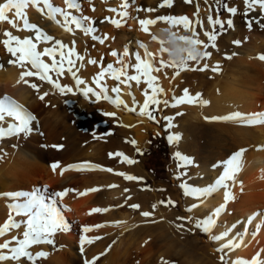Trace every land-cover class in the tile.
Here are the masks:
<instances>
[{"label": "rangeland", "instance_id": "374dc122", "mask_svg": "<svg viewBox=\"0 0 264 264\" xmlns=\"http://www.w3.org/2000/svg\"><path fill=\"white\" fill-rule=\"evenodd\" d=\"M88 1L78 0V3L80 4V10L67 9V6L65 5L64 0H51V3L54 6L65 8L67 11L71 12L72 15H75L78 18L81 16L89 17L90 18L89 24H87V22H84V23L94 28V32L91 33L90 35L86 36L82 30L76 29L75 25H69V27L72 28L71 32L65 31L63 27L53 23L51 19L47 18L48 17L47 9H44V14L42 15L40 12L36 10L35 7L31 6V7H27L26 9L22 10L26 13L29 23L37 24L40 29H42L48 35L52 36L53 40L45 41V42H43V40H40L41 42L37 41L35 40L34 30H25L26 32L24 30L22 31L17 30L16 28H13L11 25H9L7 22H0V40L3 41L4 39H6V37L3 36V32H4V29L5 30L8 29L7 31L12 32L13 35L20 37L21 39L32 38L33 42L37 44L38 51H43V49L47 47H53V48L58 49L59 46L55 44V41L57 40L62 41L65 45H67V48L62 49V51H64L65 54H67L68 49L73 46V44H70V43H73L71 41L76 40L75 41V51L79 53L81 56H83L84 60L79 61V60H76L75 56H72L71 59L75 60V66L73 67V71L75 70L76 75L79 76L84 81H86L84 86L83 85H80L81 87L79 86V89L83 90L82 87H84V89L87 87H91L94 89V91L100 92L101 89L100 87L97 86V84L93 83V78L96 77L97 74L102 69H106L107 65L109 64H112L114 68H120L121 65L120 63H118V61L121 59L125 63L132 65V60H131L132 58H130V56L129 58L122 56L124 51L121 48L115 51L118 53L117 56L109 55L111 53V49L108 47L107 42H104L103 44H101L99 40H93L92 36L95 35V36L103 37L107 35L108 39L109 37L113 38L115 35L114 33L115 31L117 32L121 30L122 28L128 27L127 23L124 25L125 27L123 26L122 28L121 26L117 27L116 25L112 24L111 15L109 12L111 8H116L117 12L128 10L129 12H131V14H133L132 15L133 19L135 20L136 18L135 20L136 25H139L137 20L144 18L143 16L146 17L145 15L146 11L144 10V8L146 9L145 7L146 5L144 4V0H127L128 7L126 9H122L120 8V5L124 2V0H100V1L91 0V4ZM199 1L201 3H198ZM199 1L197 2V0L196 1L192 0L193 3L187 4L185 3V0H183V2L182 0H173V3H172L173 9L172 7H167V9L166 7H164V9H162L163 7H159V5L160 3L163 2V0H156V2H158L157 3L158 5L157 4L155 5L156 10L151 12L152 16H150L151 13L149 16L150 18L152 17L153 19H156V17H159V16L181 17L184 15V16L189 17V19H191L192 21H195L197 17L194 16L193 14L197 11V4H198L199 9L201 10V11L199 10L200 11L199 13L203 12L201 14H204V15L199 14V17L200 15L203 18L206 17L204 18V21L202 20L203 18L201 17H200L201 19L199 20L202 21V23L203 22L205 23V25L203 24L204 25L203 27L207 29V24H209L207 16H209V14L207 13L206 15L205 13L206 10L205 8H203L206 6L205 3L201 0ZM225 3L228 4V0H221L220 4H217L216 0H214L211 3L210 7L213 9V11L211 10L212 15L214 14L213 19L219 18L221 21L226 22L229 19L232 20L234 17H239V18L242 17L243 9L245 7L244 8L241 7V10H238V13L235 16H232L224 9ZM201 4L202 5L204 4V5L202 6ZM93 8L95 9L94 11H93ZM157 9L159 10L157 11ZM179 9L183 12L181 13ZM85 10L86 11L88 10L86 12L87 14L84 13ZM247 10L248 9L245 8L244 12H246ZM106 11H108V13ZM187 11H190V13L189 12L187 13ZM163 12L165 13L167 12V13L165 14ZM7 15L9 16V18L15 19V16H13L14 10L7 13ZM104 17H107L110 19L105 20L106 18ZM222 17L224 20L222 19ZM56 18L61 21V24L63 23V17L57 14ZM16 23L21 28L23 27L22 20L17 19ZM135 23H134V26L137 27ZM155 24L158 25L159 28L161 26L162 27L164 26L165 27V29L163 27L164 30L168 29L166 27H169V24L163 21H157V23ZM134 26L132 27L134 28L133 30H130L131 28L130 29L125 28L127 42L132 41L130 45L131 52L134 50V47H135L133 40L137 44L142 43V40L143 41L147 40L146 38H144V35H142L141 32L137 31L138 29L135 28ZM193 26L195 27L197 33H199V38L202 35L204 36V32L206 30L203 29V27H201L198 24H194ZM176 28L178 31L174 30V28L173 30L171 28L170 31L174 33L179 32L180 35H190V32H186L184 30L182 24L180 26L178 25L177 27H175V29ZM209 28H208V31L213 30L212 25H210ZM215 28L217 31V38L220 36H224L229 30L227 23L224 24L223 29L220 28V25H216ZM162 34L165 36L166 39L168 38L167 32L162 30ZM145 36H147L148 40L152 39L149 31L148 33H145ZM202 37H201V40L205 38L203 41L205 43H208L207 37L205 36L204 38ZM69 38L71 39L73 38V39L69 41ZM108 39H106L105 41H107ZM225 39L226 38H224L220 42V45H223V46H221V48L219 47L218 48L219 50L215 49L216 47L213 48L211 46L207 48V51L211 53V56H213L214 58L215 56L216 58H219V60L216 61V64L214 61H213L214 64L211 61H208V62L209 63L211 62L210 64H213L212 65L213 67L215 65H218L219 70L213 71V67L209 65L206 59L200 60L198 62L189 61L190 67L192 69L202 67L204 64H208L209 67L203 71H200V70L181 71L180 72L181 78L182 77L183 78L180 79V83L178 82L179 85L177 83L175 97H179L183 95L184 89H188L189 93L191 92L190 94L193 96H195L196 93H200L201 88H203L204 86L208 88L213 78L214 79L216 78L215 74H217V76L220 75L219 78H223L224 75L227 72H229V68L233 66V63L236 62L234 61L235 58L240 55L243 56L242 51L245 49L244 46L247 45L246 43H248L247 41L248 39L244 40L246 38H242V40H240L241 38L238 37L237 35H235L231 40H227V39L225 40ZM237 39H239L238 41L241 42L238 45L233 43V41H237ZM97 45L100 48L98 47L97 49ZM242 45L244 46L242 47ZM12 46L15 47V42L14 43L12 42ZM170 46L172 47L173 45L169 43L168 44L169 49H171ZM0 48H1L0 49V65L3 66L2 68L13 66L15 70L17 71L19 70L18 73L20 77V73L24 71L25 69L19 66H16L14 64H9L8 61L11 58L12 59H15V58L12 57L11 54L6 51L3 43H0ZM93 50H95L96 52ZM17 55H19V53ZM44 58L43 60L45 61V63H48V62H49L48 64L52 63V60L50 57L44 56ZM56 59L57 60L60 59L59 51H57L56 53ZM89 59H96L98 63L95 65L89 64L88 63ZM64 65H63V68L65 69H64V74L61 75L62 77L57 76L55 71L50 72L49 75L52 74L51 75V77L53 76L52 79L59 80V83L60 84L62 83L61 85L64 84V85H68L69 87H72L73 92H66L65 94H61L51 84L44 82V81H40L38 78L34 76L32 78L25 77V79L28 80L29 83L38 84L39 92H37L36 90L28 86V84H25L23 81L19 82V86H21L20 91H22L23 95H25V98H27V99H24L25 101H23L22 107L26 109L30 114H32V116H34L35 119L32 120L30 123L29 132L21 133L18 136L6 137L3 140H0V145L4 147V150L0 148V154H1L0 158L2 159V154L3 156L7 154H11V153L15 154L18 148L24 149V145L27 142L28 143L32 142L33 144L35 143L34 145L36 147H38L37 151L39 152V154L43 153L44 155H48L53 158L49 160L50 162H48V164L59 162V166H58L59 169H65L67 168V165H84L86 162L91 165H100L103 169H113L112 172L99 170V169H95V170L68 169V171L66 170L65 172L67 175L70 176L69 178L70 182H66L65 184L61 185L62 187L57 186V183H53L52 185L49 183L47 185L46 183V185H43L41 180L35 179L37 180L36 181L37 186H38L37 190L41 191L42 197L44 198V202L50 205L51 203L52 205L54 204L56 208L58 209L59 213H64L66 210L70 212V207H69L70 202L69 201H71L72 196H78V194L85 193L86 190L93 189V188L97 189V191H87L86 194H84L85 196L92 194L91 196L92 199H91L90 204L96 200L97 205L95 204L94 207H97L99 205L98 208L108 209V211H104L101 213L96 212L95 214L97 217L102 218L103 221L106 220L107 222L108 220H110V222H107L105 224V226H107L108 228L103 225L104 227L102 226V229L112 228L113 230L114 228V231L109 230L110 231V232L108 231L109 233L107 231H102V230L101 232L100 230L96 231V234L98 235V237H100L98 241L97 239H94L97 236L96 234H95V237L93 236L91 237L89 235L90 231L86 233L83 231L84 229L83 225H80V223L78 224L79 219L72 218L71 220V218L66 215V219L70 223V225L68 226L65 224L67 226L66 227L67 230L72 232L74 235H76L77 238L80 240L82 236L83 238L87 237V238H84L85 245L87 244L86 242L89 240L93 242V243L88 242L89 244L86 246L83 245V252L85 253L80 251V254L84 256L88 255L87 258L86 256L84 257L79 254V251L76 248L77 247L76 246L75 250L73 249L70 252L71 263L69 264H85L86 260L87 261L89 260V262L91 261L90 264H98V263L103 264L104 262L106 264H110V263L111 264H162V258H163V261L167 262V264H221L220 257L224 256L223 252L217 251L218 247L213 245L208 234L205 231H203L202 227H197V223H194V221H192V218L190 216V211L188 209L189 201L186 200V197H185L187 195L185 193L186 191L188 192V188L184 189L181 187V185L185 184L188 186L187 176L192 174V171H193V165L190 162L191 160L194 161L195 164H197V166L200 164L199 166L202 165L204 167V165L209 164V166L212 167L214 171H216V173L218 172L219 175L221 174V172H219L220 170L219 167H222L224 165L223 163L229 160V155L235 154L238 151L239 144L235 142L236 138L233 134L231 133L227 135L221 134L214 127V124L217 123V124L228 125L229 123L230 124L229 126H234V127H238L240 126V124L235 125V122L231 120L230 122V121H221V120L219 121V120L206 119V117H209L210 114L209 115L205 114L207 112L204 110H199V112L197 111L196 115H197V118L198 117L200 118V119L198 118L199 120L197 118H193L194 119L193 120L192 118H190V116L193 114V111H196V110L194 109L192 110V108L190 107L187 108L188 106L185 107L186 105L184 106L183 104H182L183 107L181 104L175 107L164 105L160 113H157L154 106L150 105V109L152 110L153 115L156 117V119L150 120L146 116V121L143 122L142 120L137 118V116L139 115L137 111L131 112V111L126 110L125 108L124 109L121 108V106L117 107L109 100L105 101V99L103 98L97 100L96 96H94L92 93H89L87 96H85L83 94V91L77 90L75 80L73 79L72 75L70 76L71 73H69L68 71H65L69 67V65L67 64V59L64 61ZM30 67L31 66L29 65L28 68L30 69ZM77 67L80 69H78ZM129 68L131 69L132 67H129ZM168 68L169 67L164 68V70ZM131 70L128 69V71H130V75H133V72H132L133 70L132 71ZM224 70L226 72H224ZM223 72L225 74L222 77ZM208 77H210V79ZM112 80L114 81V79H112L111 76L110 75L108 76L107 74L106 76L103 77V79L100 80V84L106 86L108 90L107 94L109 96L111 95V93H109L110 92L109 84ZM161 80H159V82H162ZM65 81H66V84H65ZM143 83L144 82L141 81L140 84H137L135 81H132V84L135 90L138 89V91L142 90V86L144 84L147 85L146 83L144 84ZM205 84H207L208 86ZM0 85L3 86L4 83L1 82ZM44 92H47L48 95L45 96L43 100L39 99V95H42ZM132 105L134 104H131L130 108L134 107ZM100 106L104 108L102 107L100 108ZM112 106L114 107V109H112L114 111L111 112L110 109L112 108ZM107 113H115V115L114 116L107 115ZM127 113H129L131 116H133L137 120L135 119L136 120L135 122L133 121V123L124 125L120 118V115H125ZM178 113H180V115H178ZM201 113L203 114L201 115ZM204 115H207V116H204ZM184 116L186 118H184ZM165 117L173 118L171 120L172 127H168L169 121L165 120L164 119ZM186 119L187 120L189 119V120L187 121ZM145 124L153 125L155 126L154 127L155 129L146 127ZM246 125L247 124H245V126ZM135 126L139 127V130L142 131L141 133H143L142 137H144L142 145L138 148L136 144L132 143V141H135V136H134L135 134L133 132V128ZM242 126H244V123ZM252 127L253 125H250V124L246 126V128H252ZM189 128L190 130H188ZM170 135L178 136L179 139L170 142L168 139ZM17 138L20 142L17 140ZM230 141H234L235 143L231 144ZM231 145L233 146L235 145V146L232 147L231 150L229 149L227 151L226 148H228ZM54 146H56V148ZM6 151L7 152L9 151V152L6 153ZM110 153H113V154L123 153L124 156L128 157L132 161H135V163H128L124 161L122 156L113 155L112 157H110L109 156ZM177 153H179V156L177 155ZM224 160L225 162H223ZM202 163H204V165ZM116 173H126L128 175L140 177L142 179L127 180L124 178V176L117 175ZM109 180L111 182H109ZM110 185H116V187H109ZM65 189H70V191L67 192L65 197L60 198L54 195V193L64 191ZM125 189H127V191H125ZM109 194H111L112 196ZM84 195H81V197H84ZM95 197L97 198L99 197V198L95 199ZM5 200L8 201L7 199ZM169 200L173 201L174 204H167V203L161 204L160 203L161 201L167 202ZM6 201H1L0 203L6 202ZM132 204H137L140 207L138 209H133L130 207V205ZM91 205L93 206L94 203H92ZM153 205H156L155 209H153L152 207ZM5 206H0V210L1 211L3 210L2 213L0 211V215H1L0 223H4L8 219L10 212L12 213L10 207L6 206L9 212L8 214L7 209L5 210L4 208ZM103 206L104 207L107 206L108 208L107 207L104 208ZM1 208H4V209H1ZM144 211L151 212L152 214L148 217H144L141 215V213ZM117 212H120V213L122 212L124 215L126 213V215L128 216L127 219L130 220L131 222V225L128 228H126L124 231H119L120 229H117L120 226L119 223H116L117 225L114 223V222H117V220L118 222L120 220L118 219L120 217L118 215L119 213ZM114 213L115 214L117 213V214L115 215ZM90 214L91 213H89V215ZM104 214H105V217H104ZM106 214H111L113 216L112 217L110 216L109 218V217H106ZM114 215H115V218H113ZM179 217H184L185 219H178ZM19 218L24 219L23 216H19L17 220L18 222L21 221ZM23 225L21 223V227L24 230ZM179 225H183V227H178ZM96 228L101 229L100 227H96ZM19 232L17 231L13 234L11 232L6 233L4 236L7 237L8 239H5L4 236H1L0 242L2 240L3 241L11 240L8 237L10 235L12 237L17 235L18 237L20 236L19 238L22 239V236H21L22 233L20 235L18 234ZM2 237H4V239H2ZM53 239L54 241L56 240L55 237ZM57 242L60 244V247H61V243L57 240L52 245L45 244L47 247V253H49L50 256L51 254H53L52 256L54 257L56 254H58V248L60 247L57 244ZM116 245H117V249H119L118 250L119 254L113 259H111L109 254H111L112 247ZM12 246H15V242H13ZM38 246L39 245H36V246L32 245L29 248V251L35 254L36 252L40 251V249H38L39 248ZM84 246H85V249H84ZM33 247L35 248V250L37 249V251H35ZM31 249H33L34 252ZM60 249H59V252H60ZM52 250L53 251L55 250V251L53 252ZM102 253L103 255H101ZM250 255L248 256L247 262L248 264H254V262L256 261V257H257L256 250L254 249ZM52 256L51 258L49 256L48 258L47 257L38 258L36 259L35 264H48V263L55 264L56 261L52 258ZM92 257H98V259L93 261ZM52 260H54L55 262ZM251 260L252 261L255 260V261L252 262ZM110 261H113V262H110ZM8 263L17 264L16 261H11V260L0 262V264H8ZM19 264H33V262L27 260L26 258H21V261L19 262ZM56 264H59V263H56ZM60 264H63V263H60Z\"/></svg>", "mask_w": 264, "mask_h": 264}, {"label": "bare ground", "instance_id": "6f19581e", "mask_svg": "<svg viewBox=\"0 0 264 264\" xmlns=\"http://www.w3.org/2000/svg\"><path fill=\"white\" fill-rule=\"evenodd\" d=\"M198 1L199 0H197V2ZM201 1H203L205 3V0H201ZM213 1L214 0H207V3H205L206 6L203 7V8H205V10H206L205 11L206 15L208 13L209 15H211L214 18V14L212 15L213 9L210 7L211 3ZM4 2H5V0H0V3H4ZM158 2H156V0H144V4L146 5L145 6L146 9H149V8L155 9V5ZM182 2H183V0H182ZM198 3H201V2L199 1ZM189 4H191V3H189ZM228 5L229 6H236V7H238V10H241V7L242 8H244V7L246 8L243 0H228ZM194 6H195V4H194ZM28 7H31V5H29ZM165 7L167 9V6H165ZM156 8H157V6H156ZM245 8L243 9V15H242L241 18L234 17L232 19V22H233L234 26L233 27H229L228 32L224 36L218 37L216 39V41H215V44H216V48L215 49L219 50L218 48L219 47L221 48V46H223V45H220V42L224 38H226L227 40H231L235 35H237L238 37L241 38L240 40H242V38H246L244 40L248 39L247 40L248 43H246L247 45L246 46L242 45V47L243 46L245 47V49L242 51L243 56H241V55L237 56V57L235 56L236 58H235L234 61H236V62L233 63V66H231L229 68V72H227L226 74L224 73V72H226L224 70V72L222 73V77L225 74L223 78H219L220 75L217 76V74H215L216 78L215 79L213 78L212 81L210 80L211 81L210 85L209 86L207 85L209 83L205 84V85L208 86V88L210 87L209 89L207 87H205V86L203 88H201V92H200L202 94L201 95V99L208 101L209 102L208 104L183 103L184 106L186 105L185 107L188 106L187 108L190 107V108H192V110L193 109L196 110V111H193V114L190 116V118H192V119L193 118H197L196 114H197V111L199 112V110L206 111L207 113H205V114H208V115L210 114L212 117L227 116V115H230L232 113H242L246 117L252 118L251 114L264 113V60H260L258 58L260 55L264 54V9H262L261 6L258 5V4L253 5L252 8L248 9L246 12H244ZM162 9H164V7ZM172 9H173V7H172ZM28 10H30V9H28ZM144 10H145V8H144ZM158 10L159 9H157V11ZM189 10H191V9H189ZM87 11L85 10L84 13H86ZM126 11L128 12V16L126 18H122L118 14V13H120L122 11L114 13V12L109 10L112 20H122L121 28L127 23L128 27H125V26L124 27L126 29L127 28L128 29L131 28L130 30H133L134 28H132V27L134 26V23L136 22L135 21L136 18L134 20L133 17H132L133 14H131V12H129L128 10H126ZM14 12H15V10H14ZM81 12H83V11H81ZM89 12H88V14H89ZM106 12L108 13V11H106ZM151 12L150 11H146V14L144 12L146 17L145 16H143V17L146 18V19H151L152 18V17L150 18V16H152ZM182 12L183 11H181V13ZM188 12L190 13V11H187V13ZM84 13H82V14H84ZM150 13H151V15H150ZM163 13H165V12H163ZM169 13H170V11H169ZM178 13H180V12H178ZM201 13H203V12H201ZM201 13H199V14H201ZM161 14H162V12H161ZM201 15H204V14H201ZM201 15H200V17H201ZM200 17H199V19L203 18V17H201V18ZM104 18H107V17H104ZM144 18H142V19H144ZM204 18H206V17H204ZM204 18L202 19L203 21H204ZM222 19H223V17H222ZM105 20H107V19H105ZM249 22H251V25H252L251 28H249L247 26ZM87 24H89V22H87ZM112 24H114V23H112ZM203 24L205 25L204 22H203ZM135 25H136V23H135ZM136 26L137 27L134 26L135 28L138 29V30L137 29L136 30L141 32L142 35H144V38L147 39V40H144V41L142 40V43L147 46V49H148L149 52L154 54L156 66H159V61L161 59H163L164 61H168L170 59L169 53L167 54V51H164V52L160 51L162 46H163V48L169 49L168 48V44L169 43L167 42V39L165 38V36L162 34V30L164 31L165 27L163 26L164 27V29H163L162 26L159 28V26L156 25V24L149 25L148 29H149L151 37L155 36V37H157V39L153 40V38H152L151 40H148L147 36H145V32L141 30V26L140 25H136ZM209 26H210V24H207V29H205L204 27H203V29L208 31ZM10 28H12V27H10ZM125 28H122L121 30H119L117 32L115 31L114 32L115 33L114 37L113 38L109 37V39L107 38L108 40L105 41V42H107L108 47L111 49V53L113 51H116L119 48L123 49V51L125 50V48H127L128 52H129V55L125 56V57L129 58V56H130V58H132L131 60H132V65H133V64L136 63L134 54L138 52L143 57L144 49L141 48L139 46V44H137L133 40V43H134L135 47H134V50L132 52L130 51V45H131L132 41L131 42H127V40H126L127 36H126ZM166 28L169 29V27H166ZM172 30H173V28H172ZM174 30H177V28L176 29L174 28ZM4 31H5V29H4ZM204 31H202V32H204ZM202 36H200L199 39H201ZM204 36L202 38H204ZM72 39L69 38V41L72 40ZM87 39H88V37H87ZM56 40H57V38H56ZM238 40L239 39H237V41ZM161 41H165L163 43V45L161 44ZM43 42H45V41H43ZM71 42H73V41H71ZM93 42H95V41H93ZM70 44H73V43H70ZM83 46H84V44H83ZM98 47L99 46L97 45V49H98ZM172 47L170 46V48H172ZM93 51H95V50H93ZM99 51H100V49H99ZM97 52H98V50H97ZM91 53H92V51H91ZM111 53L109 55H111ZM97 57H98V55H97ZM218 60H219V58H216V56H215V58L213 56H211L210 58L206 59L207 62L208 61H211V62L214 61L215 64H216V61H218ZM214 62H213V64H214ZM210 63H209V65L212 66L213 64H210ZM84 65H86V64H84ZM225 65H226V63H225ZM27 67H29V65ZM78 69H80V68H78ZM131 69L133 70V68H131ZM131 69L129 68V70H131ZM65 71H67V70H65ZM174 71H175L174 68L169 67L168 69H165V70L163 69L162 72H160V73H153V75L159 77V80H161L163 78L161 80L162 82L158 81L159 86H161L164 89V93H162V94H160L158 96V99L161 100V103L159 105H152V106H154V108H155L157 113L161 112V109L164 106V104H163L164 100L168 101V105L169 106H172V104L174 103L173 97H175V94H176L177 83L178 82L180 83V79L183 78V77L181 78V74L178 75V76H175L173 78ZM18 72H19V70L18 71L15 70V68L13 66L6 67V68H0V83L1 82L4 83L3 86L0 85V103H3L4 105H7L10 102H15L16 104L22 106L23 101H25L24 99H27V98H25V95H23V92L20 91V89H21L20 87L21 86H19V83L17 82L19 80V78H20ZM74 72H75V70H74ZM128 72H129V75H130V71H128ZM132 72H133V74H135L134 70ZM94 73H96V72H94ZM54 75H56V74H54ZM70 76H71V74H70ZM52 78H53V76H52ZM208 78L210 79V77H208ZM121 79H123V77H121ZM200 80H201V78H200ZM142 82H143V78H142ZM91 83H92V81H91ZM108 83H109V81H108ZM130 83H131V87H128V86H126L124 84H119V82L116 81V80H114V81L112 80L110 82V84H109L110 85L109 86V88H110V92L109 93H111L110 96L113 99H115L116 96H117V93H113L111 91V89L113 87H116L117 85H119V88H120L119 98L122 99L128 105V107L130 108L131 104H133V96H134L135 100L138 103L136 105H132V106L137 108V113H138L139 112V106L142 105L144 100H145V96L143 94L144 90L147 89L148 92H149V95H150L151 89H148V86L143 83L144 85L143 84L142 85L144 87L142 86V90L138 91L137 88H136L137 90H135L132 82H130ZM179 83H178V85H179ZM185 83H186V81H185ZM191 83H192V81H191ZM201 83H202V81H201ZM65 84H66V81H65ZM82 85L84 86L85 84H82ZM134 85H135V83H134ZM82 88L84 89V87H82ZM129 93H131L132 95H129ZM183 105H182V107H183ZM108 106H110V105H108ZM101 107L102 106H100V108ZM102 108H104V107H102ZM121 108L124 109V106L121 105ZM112 109H114L113 106L110 109L111 112L114 111ZM192 110H190V111H192ZM119 114H121V113H119ZM202 114L203 113H201V115ZM210 115H209V117H211ZM204 116H207V115H204ZM120 118H121V120H122L124 125H128L130 123H133V121L135 122L137 120L136 118L131 116L129 113H127L125 115H120ZM137 118L142 120L143 122L146 121V116L138 115ZM184 118H186V117L184 116ZM231 121H234L235 125L236 124L237 125L240 124V126L234 127V126H229L230 125L229 123H228V125H226V124H217L216 123V124H214V127L223 135H227L229 133L233 134L235 136V138H236V141L235 140L234 141L239 144L238 151L240 149H246V151L243 153L242 157L240 158L241 168H240V170L238 172H236L235 179L234 180L225 181V183L229 185V190L234 194L235 199L228 201V203L226 205V208L224 209L223 212H221V214L219 216H213L212 215L214 210L219 205H221V204H223L225 202L224 201V191H225V189L223 187H221V186L216 185V181L219 179V176L221 174H223V172L225 171L226 162L228 160L226 162L224 160L223 161V162H225V163H223L224 165L222 164L223 166L219 167L220 170L219 169L218 170H219V172H221L220 175L218 174V172L216 173V171H214V169L212 167H210L209 164L208 165H204V163H202L204 165V167L202 165L199 166L200 164L197 166V164H195V162L191 160L190 162L193 165V171H192V174L187 176L188 177L187 178L188 194L185 197H186V200L189 201L188 202V204H189L188 205V209H191L190 210V216L192 218V221H194V223H200L201 227L203 228V225L209 219H213L215 221L214 224L209 225L210 231H208L206 233L208 234L209 237H211L213 235H218V236L221 237V239H219V240H212L211 238L210 239H211V242L213 243V245L218 247V249H221V248L224 249L222 252H223L226 260L230 264H231V261H235L237 259H241V260L247 262L248 256L252 253V251L254 249L257 252V257H256V261L255 260H253V261L251 260V261L252 262L255 261L254 264H264V124H259V123L258 124H251V125H253L252 128H246L248 123H246L242 119L236 118V119H233ZM12 122H13V118L12 117H6V123L4 124V126L6 127L8 123H12ZM201 122H203V121H201ZM243 123H244V126H242ZM204 124H203V126H204ZM245 124H247V125L245 126ZM201 126H202V124H201ZM146 127L155 129L154 128L155 126L149 125V124H147ZM184 128H186V127H184ZM204 128H205V126H204ZM188 130H190V128ZM212 131H213V129H212ZM133 132L135 134L134 135L135 136V142H136L135 144H136V146L138 148L143 143V139H144V137H142L143 133H141L142 131L139 130L138 126H135L133 128ZM28 137H29V135H28ZM17 140H18V138H17ZM234 141H230V143L233 144V143H235ZM34 144L32 142L31 143L27 142L24 145V149L23 148H18L16 150L15 154L11 153V154H7L5 156H3V154H2V159L0 158V193L23 192V193H29V194L36 193L37 195L42 196L41 191L37 190L38 189L37 188L38 186H37V183H36L37 180H35V179L41 180L43 185H46V183H47V185H48V183L51 184V185L53 183H57V186H60V187H62L61 185L65 184L66 182H70L69 181L70 176L67 175L65 171H63V174H61V170L62 169H59V167H57L56 170L53 171V169L51 167L52 164H48V162H50L49 160H51L53 158L48 156V155H44L43 153L39 154V152L37 151L38 147H36ZM234 146L231 145L228 148H226V150L227 151L229 149L231 150V148L234 147ZM0 148L4 150V147L1 146V145H0ZM51 149H53V148H51ZM8 152L6 151V153H8ZM40 152H41V150H40ZM53 153H54V151H53ZM233 155L234 154L229 155V160L232 158ZM62 167H63V165H62ZM217 175H219V176H217ZM83 182H85V181H83ZM109 182H111V181L109 180ZM210 188L213 189V191L207 192L206 190L210 189ZM111 194H109V195H111ZM78 196H80V197H78ZM78 196H72L71 201H69L70 202L69 203L70 212L68 210H66L65 211L66 213L65 212L64 213H60V216H61L64 224H66L67 226L70 225L69 221L66 219V215L69 216L71 218V220H72V218L79 219L78 224L80 223V225H83V227H85V226L92 227V226H95V225H104L105 226V224L107 222H110V220H108L106 222V220L103 221L102 218L97 217L96 214H95L96 212L92 213V211H91L92 209L99 207V205L97 207H94L95 204L97 205L96 200L94 202H92V203H94L93 206L91 205L92 203L90 204L91 199H92L91 198L92 194L91 195H87V196L84 195V197H81V195L78 194ZM96 198L97 197H95V199ZM5 199H7L8 201H6ZM26 199H28V197H23L22 196V197H19V198H13V197H5V196L0 195V202L1 201H6V202H3V203H0V206H5V205L9 206L11 204L24 203ZM103 202H104V200H103ZM105 204H107V203H105ZM51 205H52V203H51ZM193 205H195V207H193ZM6 206L4 207L5 210L7 209ZM108 206H109V204H108ZM105 207H107V206H105ZM4 208H1V209H4ZM111 208H112V206H111ZM2 211H1V213H2ZM7 212H8V209H7ZM89 213H91V214L89 215ZM117 213H119L118 215H119L120 218H118V219H120L119 222H121V223H119L120 226L118 225L119 228H117V229H120L119 231H124L126 228H128L131 225V222H130V220L127 219L128 216L126 215V213H125V215L122 212H121L122 214L120 212H117ZM8 214H9V212H8ZM11 215L13 216V218L16 221L18 220L19 216H17L14 212H12ZM115 215H114L113 218H115ZM5 216H7V215H5ZM110 216L112 217L113 215L106 214V217L110 218ZM0 217H1V215H0ZM104 217H105V214H104ZM23 218L24 219H20V218L19 219L21 221L26 219V217H23ZM99 219H101V220H99ZM106 219H108V218H106ZM117 222H118V220H117ZM3 224L4 223H0V225H3ZM108 224H110V223H108ZM22 225H23V223H22ZM105 227H107V226H105ZM95 228L96 227H92V230L89 232L90 233L89 235L91 237L92 236L95 237L96 231L100 230V232H101V230H102V231H107L108 232L109 230L110 231L112 230V228L107 229L108 227L107 228H103V229H102V227H100L101 229H99V228L95 229ZM17 231L18 232L20 231L18 234L21 235V233L23 232L22 227L20 229H11L9 232H11L13 234V233H15ZM112 231H114V228H113ZM137 235H139V234H137ZM10 236H8V237L11 239L12 236L11 237ZM4 237H2V239H4ZM54 237L56 238L57 241H59L61 243V247H60V244L57 242V244L59 245V247L61 249L58 248V254H56L57 256L56 255L54 256L56 258H54L52 256L53 254H51L52 258L56 261V263H59V264L60 263H63V264L71 263V254H70V252L73 249L75 250V247L77 246L76 248L78 249L79 254H80V251H81V240L78 239L76 235H74L72 232H70L68 230H66V231H57L55 233ZM96 237H98V235ZM84 238H87V237H84ZM5 239H8V238L5 237ZM5 241L6 240H4V241L2 240L0 243H2V242L4 243ZM97 241H98V239H97ZM120 242H121V240H120ZM86 243H87L86 245L89 244L88 241ZM83 245H85V244H83ZM129 245H130V243H129ZM85 246H84V249H85ZM140 246H142V245H140ZM38 247H39L38 249H40V251L47 252V247H46L45 244H39ZM99 248H101V247H99ZM59 249H60V252H59ZM31 250L33 251V249H31ZM34 250H35V248H34ZM111 250H112L111 254H109V252H108V254L110 255L111 259H113L114 257H116L119 254V251H118L119 249H117V245H116V246H113ZM35 251H37V249ZM92 252H94V251H92ZM83 253H85V252H83ZM80 255H82V254H80ZM48 256L51 258L49 253H48ZM48 256H47V258H48ZM82 256H84V255H82ZM85 256L87 258L88 255H85ZM92 256H94V255H92ZM92 259H93V257H92ZM54 260H52V261H54ZM106 261H108V260H106ZM110 262H113V261H110ZM90 263H91V261H90Z\"/></svg>", "mask_w": 264, "mask_h": 264}, {"label": "snow or ice", "instance_id": "6c2138e0", "mask_svg": "<svg viewBox=\"0 0 264 264\" xmlns=\"http://www.w3.org/2000/svg\"><path fill=\"white\" fill-rule=\"evenodd\" d=\"M186 3H192V0H185ZM246 9H250L253 4H258L261 6L262 9H264V0H243ZM65 5L67 6V9H76L80 10V4L78 3V0H64ZM89 3L91 4V0H89ZM173 3V0H163V2L159 5V7H171ZM205 3H207V0H205ZM217 4L221 3V0H216ZM29 5L36 8L38 12H40L42 15L44 14V9H47V16L49 19L53 21V23L60 25L65 29V31H72V28L69 27V25H75L76 29H80L83 31V33L87 36L94 32V28L91 26L86 25L84 22H89L90 18L87 16H81L77 17L75 15H72L71 12L67 11L65 8H61L59 6H54L51 3V0H5L4 3H0V22H7L9 25H11L13 28H16L17 30H34L35 31V40L40 41H52L53 37L45 33L42 29L39 28L37 24L29 23L28 18L26 16V13L22 11L23 9H26ZM43 5V7H41ZM128 7L127 0H124V2L120 5V8L126 9ZM224 9L232 16H235L238 13V7L236 6H229L227 3L224 4ZM15 10L14 16L15 19L9 18L7 15L8 12ZM95 9L93 8V11ZM112 12H117L116 8L110 9ZM145 11H155V9H145ZM57 14H59L61 17H63V23L61 24V21L56 18ZM119 16L122 18H126L128 16L127 11H122L118 13ZM197 17L195 21H192L187 16H181V17H173V16H159L156 17V19H140L138 20L139 25L141 26V30L145 33H148L149 25H153L157 23V21H163L165 23L169 24V29L164 30L168 33L167 42L173 45V48L166 49L161 47L160 51L164 52L167 51L169 53L170 59L168 61H164L161 59L159 61V66H156L154 54L149 52L147 49V46L143 43H139V46L144 49V55L143 57L140 55V53H135V61L136 63L133 65H129L125 63L122 59L118 61L120 63V68H114L112 64L107 65L106 69H102L96 77L93 78V83L97 84L98 87H100L101 91L96 92L93 88L87 87L83 90L79 89V86L82 84H85L86 82L81 79L79 76L76 75V72L73 71V67L75 66V60L71 59L72 56L76 57V60L83 61L84 57L81 56L79 53L75 51V41H73V46L68 49L67 54H65L62 49L67 48V45H65L62 41H55V44L59 46V48H53V47H47L44 48L43 51L37 50V44L33 42L32 38H24L21 39L20 37H17L12 34V32L5 30L3 32V36L6 37L3 41H0V43H3L5 46V49L8 53L11 54L12 57L15 59H10L8 61L9 64H14L16 66H19L23 69L20 73V78L17 81L18 83L23 81L25 84H28L31 88L39 92V85L36 83H29L28 80L25 79V77H36L40 81L47 82L51 84L55 89H57L61 94H65L66 92H73V88L69 87L68 85H61L59 83V80H53L52 77L49 75L50 72L55 71L57 76H61L64 74V61L67 59V64L69 67L67 68V71L71 73L73 79L75 80V84L77 87V90L83 91V94L87 96L89 93H92L94 96H96V99L99 100L101 98L105 100H109L112 102L115 106L119 107L121 105L124 106V108L131 112H136V107L129 108L128 105L119 98L120 88L119 85L116 87H113L111 91L113 93H117V96L115 99L110 97L107 94V88L104 85L100 84V80L103 79V77L107 74L110 75L112 79L119 82V84H124L128 87H131L132 81H135L137 84H140L143 78V82L147 84L148 89H151V94L149 95V92L147 89L144 90L143 94L145 96V100L142 105L139 106V112L138 114L141 116H147L150 120H155L156 117L153 115L152 110L150 109V105H159L161 103V100L158 99V96L162 93H164V89L159 86V77L153 75V73H160L164 68L172 67L175 69L174 76H178L181 71L184 70H200L203 71L209 67L208 64H204L202 67L192 69L189 65V61H200L211 57V53L207 51V48L209 46L216 47L215 41L217 39V31L215 26L220 25V28L223 29L224 24L227 23L228 27H233V22L231 19L225 21H221L219 18L213 19L211 15L208 16V23L213 26L212 31H205L204 35L207 37L208 43H205L203 40L199 39V33H197L194 24H198L201 27H203L202 21L199 20V5L197 4V11L193 14ZM20 19L23 21V27L21 28L17 23L16 20ZM110 19V18H106ZM112 23H114L117 27L121 26L122 20H111ZM183 25L184 30L186 32H190V35H180L179 33H173L170 31L171 28H175L178 25ZM249 28H251V22L247 25ZM107 35L104 37L99 36H92L93 40H99L101 44L105 42L107 39ZM153 40H156L157 37L153 36ZM12 42H15V47L12 46ZM165 41H161V44L163 45ZM235 44H240V41H233ZM203 49V50H201ZM59 51L60 59H56V53ZM19 53V55H17ZM113 56H117L118 53L113 51L111 53ZM129 52L128 49L125 48L123 52V56H128ZM48 56L51 58L52 63L48 64L45 63V61L42 59V57ZM230 58V57H229ZM260 60H264V54L260 55L258 57ZM89 64H97L98 61L96 59H89ZM30 65V69L27 67ZM3 66L0 65V68ZM129 67H132L135 74L129 75L128 69ZM34 69V71H33ZM219 66L216 65L213 67V71H218ZM123 77V79H121ZM48 93L45 92L42 95H39V99L43 100L45 96H47ZM129 95H132L129 93ZM174 103L172 104L173 107L183 104V103H189V104H195V103H201V104H208L209 102L206 100L201 99V94L196 93L195 96L191 95L189 93L188 89L183 90V95L180 97H173ZM138 102L135 100V97L133 96V104L136 105ZM163 104L165 106L168 105V101L164 100ZM107 115L114 116L115 113H107ZM180 115V113H178ZM252 118L246 117L242 113H232L227 116H216V117H206V119H212V120H221V121H230L236 118L244 120L248 124H264V113H254L251 114ZM6 117H12L13 122L8 123L5 127L4 124L6 123ZM35 117L32 116L26 109H24L21 105L16 104L15 102H10L7 105H4L3 103H0V140H3L6 137L11 136H18L21 133H27L30 131V123L32 120H34ZM165 120L169 121L168 127H172L171 120L172 117H165ZM169 141L178 140V136H172L170 135L168 137ZM133 144H135V141H132ZM56 147V146H54ZM246 151V149H240L238 152H236L230 160L226 162V168L223 174L219 177V179L216 181V185L221 186L225 189L224 191V203L219 205L213 212V216H219L221 212L224 211L226 208V205L228 201L234 200L235 196L234 194L229 190V185L225 183L227 180H234L235 174L238 172L241 168V162L240 158L242 157L243 153ZM113 155L116 156H122L124 161L128 163H135V161L130 160L128 157L124 156L123 153H110L109 156L112 157ZM179 156V153H177ZM59 166V162H55L51 165L53 171L56 170V168ZM68 169H74V170H104L112 172L113 169H103L100 165H91L89 163H85L84 165H68L67 168L61 170V174H63V171H66ZM117 175L124 176L127 180H140L142 178L135 177L128 175L126 173H116ZM109 187H116V185H110ZM182 188L187 189L188 186L185 184L181 185ZM70 191L69 189H65L64 191L56 192L54 195L56 197H64L67 192ZM87 191H97V189H88ZM127 191V189H125ZM207 192L213 191V189H207ZM85 193H80V195H84ZM185 194H188L186 191ZM0 195L5 197H13V198H19V197H28V199L25 200L24 203H17V204H11L9 205L12 212H14L17 216H23L26 217L23 221H16L11 213L9 214L8 219L4 222L3 225H0V236H4L7 232H9L11 229H20L21 223L24 224V230L22 232V239L13 236L11 240H6L4 243L0 244V262L3 261H16L17 264L21 261V258H26L29 261H32L33 264H35L36 259L38 258H46L48 256L47 252L44 251H38L35 254L29 251V248L32 245H39V244H49L52 245L55 243L53 237L55 236V233L57 231H66V225L64 224L60 213L56 206L46 204L44 202V198L42 196L37 195L36 193H23V192H10V193H0ZM161 204H174L173 201H161ZM133 209H138L140 206L137 204L130 205ZM153 209H155L156 205L152 206ZM195 207V205H193ZM191 209H189L190 211ZM92 212H103L108 211V209H101V208H94L91 210ZM152 213L148 211H144L141 213L142 216L148 217ZM178 219H185L184 217H179ZM213 219H209L204 225H203V231L208 232L210 231L209 225L214 224ZM115 223H121V222H115ZM103 225H95L92 227H102ZM92 227L85 226L83 231L88 232L92 230ZM178 227H183V225H179ZM197 227H201L200 223H197ZM212 240H219L221 239L218 235H213L210 237ZM94 239H100V237H95ZM13 242H15V246H12ZM84 238H81V252H83V244H84ZM89 243L92 241L89 240ZM6 250V251H5ZM224 249H217V251H223ZM103 255V253L101 254ZM98 259V257H93V261ZM221 264H229V262L225 259L224 256L220 257ZM85 264H90L89 261H85ZM162 264H167V262L163 261L162 258ZM231 264H248V262H245L241 259H237L235 261H231Z\"/></svg>", "mask_w": 264, "mask_h": 264}]
</instances>
